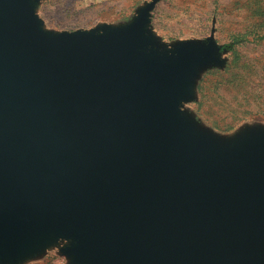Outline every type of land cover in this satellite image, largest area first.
<instances>
[{
	"label": "water",
	"instance_id": "water-1",
	"mask_svg": "<svg viewBox=\"0 0 264 264\" xmlns=\"http://www.w3.org/2000/svg\"><path fill=\"white\" fill-rule=\"evenodd\" d=\"M148 3L48 34L0 0V264L58 237L71 264H264V134L215 143L177 104L214 47L148 48Z\"/></svg>",
	"mask_w": 264,
	"mask_h": 264
},
{
	"label": "rangeland",
	"instance_id": "rangeland-1",
	"mask_svg": "<svg viewBox=\"0 0 264 264\" xmlns=\"http://www.w3.org/2000/svg\"><path fill=\"white\" fill-rule=\"evenodd\" d=\"M153 0H32L43 31L104 32L125 26ZM264 0H156L145 33L148 48L175 53L182 45L214 47L195 64L178 98L189 129L210 141L230 143L264 134ZM238 33L246 38L233 42ZM73 240L58 237L23 258L3 264H71Z\"/></svg>",
	"mask_w": 264,
	"mask_h": 264
},
{
	"label": "trees",
	"instance_id": "trees-1",
	"mask_svg": "<svg viewBox=\"0 0 264 264\" xmlns=\"http://www.w3.org/2000/svg\"><path fill=\"white\" fill-rule=\"evenodd\" d=\"M255 35L258 37V39H264V31H261L260 33H256ZM245 38H246V33H238L233 37V42H240L245 40Z\"/></svg>",
	"mask_w": 264,
	"mask_h": 264
}]
</instances>
